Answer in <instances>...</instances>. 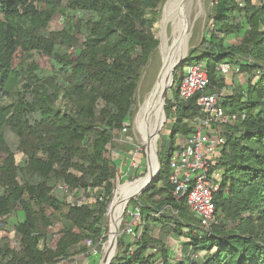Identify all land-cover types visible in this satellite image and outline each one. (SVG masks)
I'll return each mask as SVG.
<instances>
[{"label":"trees","instance_id":"obj_1","mask_svg":"<svg viewBox=\"0 0 264 264\" xmlns=\"http://www.w3.org/2000/svg\"><path fill=\"white\" fill-rule=\"evenodd\" d=\"M164 1L68 0L76 16L54 32L50 24L63 13L62 0H0V220L15 210L25 215L16 226L21 252L1 239L0 264H60L83 240L103 239L116 179L106 153L114 133L129 127L138 83L159 47L153 30ZM245 1L242 8L239 0H217L205 50H192L187 59L205 62L209 94L227 87L222 65H240V74L254 72L245 93L222 102L228 115L245 113L246 119L224 124L226 146L212 167L221 173L214 195L217 223L197 231L198 217L170 182L171 158L184 147L176 145L177 137L187 140L195 133V119L204 117L197 97L180 99L186 61L174 72V99L165 107L174 125L160 151V173L132 203L144 224L142 235L135 243L123 235L111 264H264V0L260 5ZM230 35L241 37L237 46L226 43ZM40 52L52 58L58 73L44 81L34 76L38 68L32 57ZM24 65L31 71L24 72ZM28 78L34 80L31 90L17 105H5ZM61 98L66 108L57 105ZM7 128L20 140L22 166L7 145ZM58 183L72 193L98 188L104 195L94 207H70L56 249H41V241L48 244L53 236L46 208L62 212L65 204L53 196ZM158 224L166 235L189 239L186 250L204 253L202 260L174 262L165 244L152 237Z\"/></svg>","mask_w":264,"mask_h":264},{"label":"rangeland","instance_id":"obj_2","mask_svg":"<svg viewBox=\"0 0 264 264\" xmlns=\"http://www.w3.org/2000/svg\"><path fill=\"white\" fill-rule=\"evenodd\" d=\"M63 4V13H59L56 15L51 24L49 31L59 32L62 31L68 21V19L75 18L76 14L74 11L69 10L68 0H62ZM217 0H196L192 11L190 13V39L188 44V51L184 57L178 58L176 61L180 59H185L183 62H186L190 52L192 50H205L206 45L204 44V37L206 35H210L213 30V22L212 19L215 16L214 5ZM255 5H260L262 0H252ZM169 0H165L160 8H159V17L158 21L155 24L153 33L159 42V47L154 53L153 57L150 59L148 65L144 68L143 74L138 83V90L135 97V106L134 112L132 116L127 119L126 125H129L127 128V132H117L114 133V139L112 143L108 146V151L106 153V158L111 162L112 168L115 169L116 179L113 181L115 184V191L113 193V197L111 203L121 186L131 185L133 183L139 182L143 180L149 172V155L147 152V146L144 145L143 138L138 134V129L136 127V119L141 112V108L148 96L149 92L152 88L155 87L157 79L162 71L163 62L162 55L160 52V48L164 45V42L171 44L173 41V24L168 25L165 29L159 28V23L162 22L164 16L165 6L168 4ZM163 15V16H162ZM244 19L240 16L239 23L243 24ZM170 28V29H169ZM169 29V30H168ZM168 30V31H167ZM164 32V33H163ZM167 32V34H166ZM192 33V34H191ZM241 37H236L234 35H230L226 37V43L228 45H238L241 41ZM166 40V41H165ZM169 40V41H168ZM19 58L21 54H19ZM33 60L36 62V67L38 70H35L34 76L41 80H47L48 78H53L56 76L57 68L53 63L51 57L46 55L44 52H40L39 54L34 55ZM175 61V62H176ZM197 63L196 60L187 61L184 70L190 65H195ZM205 64L204 61H202ZM24 72H30L31 69L29 66L24 65ZM180 72V71H179ZM184 72V71H183ZM185 73V72H184ZM33 76V77H34ZM254 77V72L252 74L244 73L237 75H229L228 77H223L226 81L227 87L226 92L227 96H234L236 94L245 93L248 88V82L250 78ZM173 85H174V73L172 76ZM34 80L30 81L22 80L20 87L16 90L10 98L4 101L5 105H17L19 103V98L22 93H27L28 90H31V84H33ZM36 82V80H35ZM34 82V83H35ZM173 85L167 89L165 95V122L163 123V127L161 128L159 136H157V155H158V167L160 168V151L162 150V146L167 140L170 138L172 128L174 125V121L171 117H167L165 107L167 104V99H174L173 96ZM30 87V88H29ZM150 89V91H149ZM59 99L57 105L61 108H66L67 102ZM228 119L225 120V123L214 128L213 133L217 132L219 135H223L227 129L224 124H227ZM156 125L155 116H151L149 120L146 122V131L148 134H153L152 130ZM232 125V124H230ZM5 137L8 147L15 153V162L17 166H22L25 160V154L20 149V140L13 132L12 129L7 128L5 131ZM176 145L185 146L187 140L177 137ZM4 158L0 156V165L2 164ZM76 173V172H74ZM93 189V193H89V190ZM2 189L0 188V193ZM104 195V191L101 190ZM100 189L89 188L88 190L81 189L79 193H72L69 191L67 186L62 183H58L56 189L53 191V196L60 200L64 201L65 204L63 206L62 212L54 211L53 209L46 208V216L50 219L52 226L50 228L51 233L53 234L51 241L46 244V241L43 239L40 243L41 249L47 248L51 250H55L57 243L62 238V232L65 224L64 215L69 211L70 207L75 205H89L94 207V200L97 197H100ZM102 195V197H103ZM138 196L136 199L130 201L128 207L123 215V223L121 226L120 235L116 241V252L114 255L117 256L119 251V239L124 235L125 241L128 243H135L142 235V231L144 229L143 222L135 221L134 218L138 217V210L134 209L132 203L139 199ZM101 199V197H100ZM102 200V199H101ZM109 204V208L110 205ZM109 208L105 215L104 228L105 235L100 242L97 243L96 239L87 238L83 240L78 246L72 248L69 251V256L67 260L60 264H102L104 254L103 249L106 243L109 241V231H110V219H109ZM175 213V212H174ZM25 215L22 210H15L10 215L4 217L0 220V240L5 239L8 241V244L12 246V249L15 252H21V240L16 233V226L24 221ZM134 227L139 232L128 233V228ZM169 230V228H168ZM171 230V229H170ZM199 232H205L204 229L199 227L197 229ZM152 237L154 239L160 240V242L164 243L168 248L170 256L172 257L174 262H180L182 260H187L188 258L194 261H201L204 253L196 254L191 249L186 250L185 244L189 243V239L186 237H178L176 234L166 235L161 231V225H155L152 228ZM105 238V239H104ZM160 246L157 248L160 250ZM156 252V250H152ZM8 257V256H7ZM10 259V258H8ZM7 259V260H8Z\"/></svg>","mask_w":264,"mask_h":264},{"label":"built area","instance_id":"obj_3","mask_svg":"<svg viewBox=\"0 0 264 264\" xmlns=\"http://www.w3.org/2000/svg\"><path fill=\"white\" fill-rule=\"evenodd\" d=\"M239 6L245 7L246 1L239 0ZM221 75H237L241 72L239 65H222ZM210 85L209 71L206 64L189 66L179 87L180 99L187 101L197 97V105L204 114L194 122L195 133L185 143V146L176 151L170 161V182L174 186L177 198H186L187 205L194 213L205 231H209L216 222V206L214 195L220 189L221 173L213 171L215 159L221 156L226 146L225 137L217 132L216 126L225 123H237L245 120L246 114L228 115L222 102L227 97L226 89L216 93H206ZM127 132V128L123 129ZM93 193V189L89 190ZM135 221L140 223V214ZM128 233H134V227L128 228Z\"/></svg>","mask_w":264,"mask_h":264},{"label":"bare ground","instance_id":"obj_4","mask_svg":"<svg viewBox=\"0 0 264 264\" xmlns=\"http://www.w3.org/2000/svg\"><path fill=\"white\" fill-rule=\"evenodd\" d=\"M195 1L196 0H169L168 4L165 6L164 16L162 15L163 20L159 23V28L165 29L169 27L168 25L173 24V41L171 44L164 42V45L160 48V55H162L161 62H163L162 71L157 79L155 87L152 88L151 91L149 89L150 92L136 119L138 134L143 138L144 145L146 144L147 146L149 172L143 180L131 185L121 186L117 191L109 208V241L104 246L102 252L104 254L102 264L109 263L116 252L115 245L120 235L123 215L131 199L145 188L152 178V175L156 174L158 171L159 161L156 139L159 134L158 132H160L165 122L164 98L167 89L170 88L172 83V69L175 61L178 58L184 57L188 51L191 24L190 13ZM151 116H155L156 125L152 130V133H154L148 134L145 126Z\"/></svg>","mask_w":264,"mask_h":264},{"label":"water","instance_id":"obj_5","mask_svg":"<svg viewBox=\"0 0 264 264\" xmlns=\"http://www.w3.org/2000/svg\"><path fill=\"white\" fill-rule=\"evenodd\" d=\"M184 60H185V59H180L179 61H176V62L174 63V65H173V69H172V70H173V73H174L175 70H176V69H177V68L183 63ZM172 76H173V74H172ZM172 85H173V80H172L171 86H172ZM171 86H170V87H171ZM164 102H165V98H164ZM164 105H165V103H164ZM164 118L166 119L165 112H164ZM158 136H159V134H158ZM159 173H160V168L158 167V171H157V173L152 175V178L149 180V182L147 183V185L145 186V188H144V189H143L138 195L134 196V197L131 199V201L134 200V199H136L138 196L143 195V194H144V193L150 188L152 182L155 180V178L158 176ZM115 257H116V255H114V256L111 258V260L109 261V263H107V264H111Z\"/></svg>","mask_w":264,"mask_h":264},{"label":"crops","instance_id":"obj_6","mask_svg":"<svg viewBox=\"0 0 264 264\" xmlns=\"http://www.w3.org/2000/svg\"><path fill=\"white\" fill-rule=\"evenodd\" d=\"M226 82V81H225ZM226 84H228V83H226Z\"/></svg>","mask_w":264,"mask_h":264}]
</instances>
